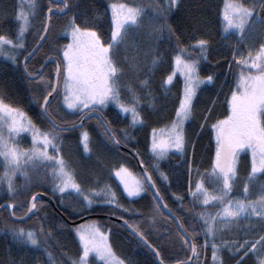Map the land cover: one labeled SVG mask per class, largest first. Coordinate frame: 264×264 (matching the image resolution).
<instances>
[{
  "label": "trees",
  "instance_id": "1",
  "mask_svg": "<svg viewBox=\"0 0 264 264\" xmlns=\"http://www.w3.org/2000/svg\"><path fill=\"white\" fill-rule=\"evenodd\" d=\"M165 0H69L72 5L66 14H53L51 27L47 38L40 47L36 56L29 60V69L39 70L47 58H55L58 62L62 60V49L66 44L67 37L64 35L65 27L69 19L76 17V22L96 30L104 42H110L112 33V11L113 4L126 3L143 11L137 24H130L125 28L124 38L114 42L112 56L120 70L117 83L120 87V96L123 102L131 103L133 93L139 97V110L143 116V123L135 127H129L130 117L121 114L117 117L116 106H107L100 110L103 119L110 121L108 127L116 133L120 144L128 150L121 149L112 144L104 135V129L97 118L87 120L83 128L74 129L71 132L64 131L60 134L57 142L59 155L64 159L67 169L74 175L87 195L90 190H99L105 185L117 194L119 203L134 210L137 215L123 213L113 206H108L93 201L88 206L82 201L80 195L68 191L64 194L53 195V181L51 169L55 166L51 161H31L23 164L22 172H27L29 181L19 172L16 174L14 183L18 195L11 198L6 193V184H0V205L4 202L26 204L31 196L37 192H46L55 201V209L49 202L39 200L40 210L25 222H15L6 209L0 213V264H72L82 254V246L77 239L74 226L67 220H77L89 214L98 215L92 217L98 220L99 228L108 234L111 249L120 259L132 261V264H154L155 257L152 252L142 245L123 224L116 220L104 217L114 216L129 220L130 223L139 225L140 229L146 231L151 243L158 244L157 231L151 227L154 213L153 193L149 189L140 197L128 198L123 193V188L115 176V172L121 168H127L137 174L142 180L137 158L142 165L153 175L156 186L159 189L168 207L177 217L183 221L195 224L199 236L195 242L203 245L205 239L208 246L203 250L202 264H236V259L227 250L221 249L218 253L219 261L212 258V237H205L202 221L189 212H200L206 210L212 215L222 210L223 204L219 201L208 206H201L199 202H193L188 194L189 187L194 189L197 181L203 180L205 188L213 195H221L222 182L213 175V166L216 152L215 130L212 125L219 120L226 119L229 115L227 102L234 88L232 72L237 64L233 61V49H239L240 53L248 52V43L253 51L258 50L264 43V12L259 8V18L252 25L251 31L244 39L235 32H225L222 26V10L225 0H180L179 7L166 13V20L157 15L153 5L164 3ZM238 3L248 7L260 0H237ZM49 0H36L37 7L34 9V19L24 34V43L29 51L36 46L39 38L36 28L45 19ZM20 0H0V35L16 40L20 27L18 11ZM257 15H253L255 18ZM170 25L176 35L182 37L183 43L179 47L191 45L199 38L211 40L210 55L207 60L199 61V73L202 77L214 76L211 84L200 87L194 99L193 119L185 123V134L189 141L183 154L170 152L163 160L157 161L150 150L153 129L161 130L168 128L176 121V109L179 99L183 94L184 81L176 76L171 85L164 81L173 73L174 58L180 54L175 39L169 38L167 29L156 31L161 24ZM42 31V30H41ZM249 37V39H247ZM59 49V51H58ZM188 53H191L189 55ZM183 54L188 59H197L198 51L192 48ZM26 53L19 50L17 61L0 55V100L24 112L36 126L43 131L50 130L49 122L41 114V94L43 85L30 80L21 68V61ZM156 63H153V61ZM231 64V67L229 65ZM55 75V65L48 64L43 76L45 80L52 79ZM148 80V86L143 87L141 81ZM131 90V91H129ZM57 97L48 109L49 114L55 113L53 119L57 124L62 119H70L71 123L79 122V113H72L58 103ZM60 119V120H59ZM127 129L128 139L125 140L120 132ZM89 134V151L85 152L81 142V133ZM195 144L193 152L192 144ZM24 148H29L30 140L21 141ZM50 155L57 153L49 147ZM160 164V171L169 175V181L159 178V172L153 167ZM31 164V165H30ZM252 160L248 149L240 151L237 155L236 174L232 178V190L225 197L232 201H256L264 189V172L251 176ZM4 173V160L0 157V176ZM245 185L248 192L245 193ZM176 196L183 197L177 201ZM16 216H23V209H12ZM100 215V216H99ZM89 218V219H92ZM219 221V218H218ZM43 226L46 232V242L39 248L32 246L19 247L13 242L10 228L39 229ZM188 227V223H185ZM219 231L215 242L221 240H232L240 238L255 241L264 235V220L259 217L242 216L231 221L225 226L218 223ZM156 228L160 233L167 230L175 232L176 224L163 211L158 214ZM191 231V229H189ZM51 253L49 257L48 253ZM190 255L176 243L164 251L166 264L175 263L176 259H184ZM258 256H264V252L251 253L247 256L244 264H258ZM200 257V262H202ZM88 264H104L94 254L88 258Z\"/></svg>",
  "mask_w": 264,
  "mask_h": 264
},
{
  "label": "snow or ice",
  "instance_id": "2",
  "mask_svg": "<svg viewBox=\"0 0 264 264\" xmlns=\"http://www.w3.org/2000/svg\"><path fill=\"white\" fill-rule=\"evenodd\" d=\"M30 6L36 8V0H29ZM180 0H165L164 3H155L153 5L157 15L166 20V13L179 7ZM72 5L69 0H49L47 13L44 21L36 28V34L39 38V43L36 47L29 51L24 43V34L29 28V17L21 11L18 19L22 21L16 40L10 39L4 35H0V52L3 51L5 45L12 49L23 50L24 68L28 78L37 83L38 86L43 85L44 91L41 94V108L50 124V130L41 131L33 125L31 120L26 118V114L20 109L9 104H5L0 100V157L5 162V171L0 176V184H6V193L9 197L14 198L17 193L14 179L17 172L24 175L25 180L29 181L27 172H22L21 160L26 161H51L55 165L51 169V179L53 181V195L60 193L64 194L69 189L74 190L81 196L82 201L90 207L94 199L108 206H113L123 213L137 215L134 210L125 208L119 203L117 194L110 186L105 185L99 190L92 189L87 195L80 184L76 182L74 175L67 169L64 159L59 155L57 142L60 140V134L64 131L71 132L75 128H83L85 119L96 115L100 110L106 108L109 102H114L117 109V117L121 114H130L131 120L129 127H135L137 124L143 123V116L139 110V97L135 93L131 96V103L122 102L120 96V87L117 83L120 70L114 62L112 52L114 42H118L124 38L125 28L128 24H137L141 17V8H131L125 5H112V16L114 29L111 33L110 42H104L99 33L91 27L81 26L76 22V17L69 19L65 27V31L70 35L71 42L64 45L62 49V60L55 66V76L52 79L45 80L43 69L46 63L41 65L39 70L29 69L28 61L36 56L39 48L42 47V42L46 40V34L51 27L53 14H66ZM259 8L264 12V0L259 3H253L251 6H244L238 3L237 0H231L226 5L224 12L225 28L224 31L235 30L242 37L245 34L246 25L249 24L250 18L253 15L259 16L255 10ZM167 29L170 39H175L180 54L176 55L174 62L178 69L181 70L185 84L183 94L179 99V106L176 109L177 119L174 121L167 131L160 130L159 135L157 130L153 129L150 150L157 161L163 160L172 150L183 154L189 143L185 131L184 124L193 119L194 99L197 95V89L202 84H211L214 81L213 75H208L205 78H200L198 74V65L201 59L207 60L210 55L211 40L207 38L196 39L191 45L179 47L182 43V37L175 34V30L170 25L161 24L156 31ZM42 30V31H41ZM43 33V34H42ZM192 48L198 51L197 59H184L185 53ZM59 51V49H58ZM191 55V53H188ZM13 62L17 61L15 55L9 56ZM233 61L241 66L238 90L233 91L229 101L231 114L223 120L217 121L212 125L216 132V152L213 166V175L222 182L221 195H213L204 186L203 180L195 183L194 189L190 186L188 194L193 198V202H199L201 206H208L213 202L219 201L223 204L221 211L212 215L206 210L198 213L189 212L202 221V227L205 237H212L213 242L212 258L214 261H219L218 253L221 249L227 250L236 259V264H244L245 259L251 253L258 251L264 252V235L259 239L250 241L244 239L241 242L240 238L232 240H221L218 244L215 242L216 234L220 230L218 223H224L225 226L231 221H235L242 216L250 215L259 217L264 220V189L262 194L256 201L237 200L233 202L228 199L225 203V197L232 190V178L236 174L237 155L244 149L252 151V168L251 176L258 172H264V43L259 47V50L253 56L249 53L244 57L239 49H233ZM153 63H156L154 60ZM231 67V64L229 65ZM245 69L249 71L245 72ZM251 70H255L256 74H252ZM175 73L167 76L164 83L171 85ZM63 77V103L67 109L79 112L80 123L75 122L69 124H57L53 119L55 113L49 114L48 109L52 102L60 96V78ZM149 81H141L143 87L148 86ZM131 91V90H129ZM99 124L104 129V135L113 145L119 146L120 140L116 138V133L108 125L111 123L105 119L98 117ZM7 128L9 137L5 138L3 129ZM30 132L32 134L33 147L30 149H20L16 144L12 143L14 137L21 133ZM123 138L128 139L127 129L120 130ZM81 142L85 152L89 151V134L85 131L81 133ZM51 147L57 154L50 155L48 152ZM193 152L195 144H192ZM143 163V162H141ZM159 178L163 181H169V175L160 171V164L153 165ZM131 174L127 169L121 168L115 172V176L119 178L123 185V193L128 198L140 197L142 193L149 189L153 190L154 213L151 220V227L157 231L158 244H153L149 241L146 231L140 229L139 225L130 223L129 220L122 219L123 224L138 238L140 243L147 247L155 257L154 264H166L164 251L166 248L179 243L181 247H185L187 253L184 259H176L175 264H200V257L204 249L208 246V241L205 239L203 245L195 242L199 233L196 231V225L183 221L180 217L175 216L172 210L168 208L166 203H162L163 197L160 195L159 189L156 187V181L153 175L145 169L144 180H129L127 177ZM245 193L248 192V187L245 185ZM177 201H182L183 197L176 196ZM39 194H33L31 200L26 204L7 203L3 205L5 209H23V216L28 217L34 215L40 206L38 204ZM162 209H167L168 215L172 221L176 223L175 232L167 230L160 233L156 228L157 216ZM12 217H16V211L10 213ZM219 218V221H218ZM188 223V227H185ZM191 229V231H189ZM14 243L19 247L32 246L39 248L46 242V232L41 225L39 229H29L12 227L9 229ZM77 235L82 245V254L78 259L73 260L72 264H88L90 254L94 253L96 257L104 262V264H132V261L120 259L113 253L108 241V235L102 232L98 225L92 224L86 228L77 229ZM51 257V253H48ZM15 264V262H13ZM20 264H24L23 260ZM220 264H223L220 261ZM258 264H264V256H258Z\"/></svg>",
  "mask_w": 264,
  "mask_h": 264
},
{
  "label": "rangeland",
  "instance_id": "3",
  "mask_svg": "<svg viewBox=\"0 0 264 264\" xmlns=\"http://www.w3.org/2000/svg\"><path fill=\"white\" fill-rule=\"evenodd\" d=\"M231 2V0H225V2H224V7H223V10H222V26H223V30H224V28H225V20H224V12H225V10H226V5L228 4V3H230ZM37 5V4H36ZM114 5V4H113ZM115 5H117V7H118V9H119V6H121V5H125V6H127V7H131V8H136V7H134V6H132V5H129V4H126V3H119V4H115ZM19 7H20V9H19V11H18V16H19V14L21 13V11H23V13L25 14V15H27L28 17H29V26L31 25V23H32V21H33V19H34V9L30 6V3H29V0H20V4H19ZM37 7V6H36ZM36 9V8H35ZM111 11H112V7H111ZM258 16H256L255 18L254 17H252V18H250V21H249V24L248 25H246V30H245V34L243 35V37L240 35V34H238L235 30H229L228 32H230V31H232V32H235V33H237L238 34V36L240 37V38H246L247 36H248V32L249 31H251V28H252V25H253V23L255 22V21H257L258 20ZM21 23H22V21H20V25H21ZM128 25H130V24H128ZM127 25V26H128ZM113 29H114V23H113V16H112V31H113ZM64 35L68 38L67 39V41H66V44H68V43H70L71 42V37H70V35L65 31L64 32ZM247 39H249V37L247 38ZM65 44V45H66ZM248 48V52L246 53V54H243V56L244 57H247L248 56V54L249 53H252V55L254 56L255 54H256V52L259 50H255V51H253L252 49H251V44L250 43H248V46H247ZM18 54H19V49H12V48H10V46H8V45H5L4 47H3V51L2 52H0V55L1 56H6L8 59H10L9 58V56H12V55H15L16 57L18 56ZM184 59H186V60H191V59H188L186 56H184ZM247 71H249L248 69H245V72H247ZM251 72H252V74H256L255 73V70H251ZM173 73H175V75H174V78H173V80L175 79V77L176 76H180L182 79H183V81H184V84H185V79H184V76H183V74H182V72H181V70L180 69H178L177 68V66H176V64H175V62H174V70H173ZM240 73H241V66H236L235 68H234V71L232 72V76H233V86H234V88L232 89V91H231V93H230V97H229V100H228V102H227V104H226V106H227V109H228V111H229V115L231 114V107H230V104H229V101H230V99H231V95H232V92L233 91H237L238 90V85H239V79H240ZM198 74H199V76H200V78H205V77H202L201 75H200V73H199V65H198ZM203 85H205V84H202V85H200L199 86V88L197 89V93H198V91H199V89H200V87H202ZM63 95H64V87H63V77H61L60 78V97H59V99H58V103H60L64 108H66L67 109V107L64 105V103H63ZM122 100V99H121ZM123 102V101H122ZM111 105H114V106H116L115 105V103L114 102H109V104H108V106H111ZM105 109V108H104ZM68 111H70V112H72V113H79V112H77V111H74V110H70V109H67ZM99 113H100V111H99ZM127 115H129V117H130V120H131V116H130V114H127ZM228 115V116H229ZM227 116V117H228ZM26 118L27 119H29V120H31V118L30 117H28L27 115H26ZM60 120V119H59ZM31 122L33 123V125H35L34 124V122L31 120ZM59 122H61V123H70L71 122V120L70 119H62V120H60ZM186 123V122H185ZM137 125H139V124H137ZM35 127L37 128V129H39V130H41V131H43L39 126H36L35 125ZM171 126H169L168 128H165V129H161V130H165V131H167V129H169ZM184 129H185V124H184ZM159 132H160V130H157V134L159 135ZM3 135H4V137L5 138H8L9 137V132L7 131V128L5 127L4 129H3ZM215 137H216V132H215ZM23 139H24V141L25 140H27V142H28V140H30V142H31V145H30V147L29 148H24L22 145H21V141H23ZM12 143H14V144H16L20 149H30V148H32L33 147V144H32V134L30 133V132H25V133H21L19 136H16V137H14L13 138V140H12ZM249 151H250V154H251V160H252V151H251V149H248ZM171 152H176L175 150H172ZM153 154V153H152ZM167 157V156H166ZM165 157V158H166ZM31 161H26V160H24V159H22L21 160V164H22V166H23V164H27V163H30ZM31 165V164H30ZM236 167H237V163H236ZM252 168V167H251ZM124 169H127V168H124ZM128 170V169H127ZM4 171H5V162H4ZM19 172H17L16 174H18ZM128 173H130L131 175L130 176H128L127 178L131 181V180H133V179H136V180H140L141 182H143V180L137 175V174H135V173H133V172H131L130 170H128ZM259 173V172H258ZM257 174V173H256ZM117 179H118V181H119V178L117 177ZM120 182V181H119ZM121 184V183H120ZM121 186H122V188H123V185L121 184ZM68 191H73L74 192V194H77L74 190H71V189H69ZM67 191V192H68ZM78 195V194H77ZM233 202H235V201H233ZM223 208V207H222ZM245 216H250V215H245ZM253 217H256V216H253ZM92 224H96V225H98L99 226V224H98V220L97 219H94V218H92V219H87V220H85V221H83V222H81V223H78V224H76L75 226H74V229H75V233H76V236H77V239L79 240V236L77 235V229H80V228H82V227H84V228H86V227H88V226H91ZM101 230V229H100ZM102 231V230H101ZM103 232V231H102ZM107 234V233H106ZM108 235V234H107ZM79 242H80V240H79ZM109 244H110V242H109V237H108V241H107ZM80 244H81V242H80ZM82 246V245H81ZM113 251V250H112ZM258 252H260V251H258ZM257 252V253H258ZM114 253V252H113ZM92 254H94V253H92ZM92 254H90V255H92ZM95 255V254H94ZM96 256V255H95ZM116 256V255H115ZM117 257V256H116ZM119 258V257H118ZM201 260H202V262H200V264H202L203 263V261H204V258L203 257H201ZM102 261V260H101Z\"/></svg>",
  "mask_w": 264,
  "mask_h": 264
},
{
  "label": "water",
  "instance_id": "4",
  "mask_svg": "<svg viewBox=\"0 0 264 264\" xmlns=\"http://www.w3.org/2000/svg\"><path fill=\"white\" fill-rule=\"evenodd\" d=\"M46 13H47V11H46ZM46 13H45V15H46ZM43 34V33H42ZM47 35H48V33L46 34V38H47ZM45 41H43L42 42V45H43V43H44ZM39 43H41L40 41L36 44V46L39 44ZM35 46V47H36ZM40 49V48H39ZM46 63V66L48 65V64H50V63H53L55 66H56V64L57 63H59L58 61H57V59H55V58H47L44 62H43V64H45ZM42 64V65H43ZM24 58L22 59V61H21V68H22V70L24 71V73L26 74V72H25V68H24ZM44 69H45V67H44ZM44 69H43V71H44ZM26 76L28 77V75L26 74ZM55 76V75H54ZM40 111H41V114L43 115V117L48 121V119L46 118V116H45V114L43 113V111H42V108H40ZM97 118L98 119V117L99 118H102V116H101V114L98 112L96 115H92L91 116V118ZM90 118H88V119H85L84 120V122H83V125L85 124V122L87 121V120H89ZM103 119V118H102ZM49 122V121H48ZM80 123V121L79 122H77L76 124H79ZM75 129H79V127H77V128H75ZM117 147H119V148H121V149H124V150H128V149H126L124 146H122L121 144L119 145V146H117ZM137 162H138V165H139V169H140V172H141V174H142V176H143V179H144V172H145V169L146 168H144V166L142 165V163L140 162V160H139V158H137ZM148 171V170H147ZM149 173H150V171H148ZM157 187V186H156ZM151 190V189H150ZM151 192L153 193V190H151ZM35 194H39V200H44V201H47V202H49L55 209H57L56 208V205H55V201H54V199H53V197H51L48 193H46V192H37V193H35ZM160 195H161V193H160ZM162 196V195H161ZM30 200H31V198H30ZM29 200V201H30ZM7 203H9V202H4V203H2L1 205H0V213H1V211L2 210H4L5 208L4 207H2L3 205H5V204H7ZM162 203H166L165 202V200L163 199V201H162ZM169 208V207H168ZM7 211H8V214H9V217L13 220V221H15V222H25V221H27L30 217H31V215L32 214H30L28 217H24V219L21 221V220H19L18 218L19 217H12L11 215H10V213L12 212V209H6ZM163 211H164V213L166 214V215H168V211H167V209H163ZM174 214V213H173ZM175 215V214H174ZM96 216H98V215H95V214H89V215H86V216H84V217H82V218H80V219H77V220H74V221H71V220H67L70 224H78V223H81V222H83V221H85V220H87V219H89V218H92V217H96ZM100 216V215H99ZM169 216V215H168ZM176 216V215H175ZM104 217H106V218H109V219H113V220H116L117 222H120L121 224H123V222H122V219L121 218H116V217H114V216H110V215H104ZM176 224V223H175ZM124 225V224H123ZM125 226V225H124ZM126 227V226H125ZM127 228V227H126ZM128 229V228H127ZM129 230V229H128ZM130 231V230H129ZM131 232V231H130ZM171 264H175V263H171Z\"/></svg>",
  "mask_w": 264,
  "mask_h": 264
}]
</instances>
